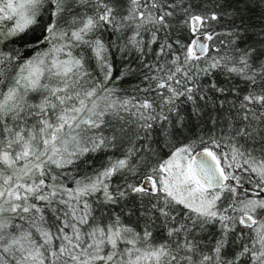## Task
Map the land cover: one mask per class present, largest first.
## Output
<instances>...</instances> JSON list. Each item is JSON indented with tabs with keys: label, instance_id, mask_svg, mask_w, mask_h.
Returning <instances> with one entry per match:
<instances>
[{
	"label": "snow or ice",
	"instance_id": "6c2138e0",
	"mask_svg": "<svg viewBox=\"0 0 264 264\" xmlns=\"http://www.w3.org/2000/svg\"><path fill=\"white\" fill-rule=\"evenodd\" d=\"M0 264H264V0H0Z\"/></svg>",
	"mask_w": 264,
	"mask_h": 264
}]
</instances>
